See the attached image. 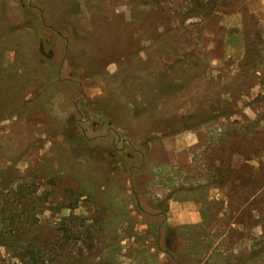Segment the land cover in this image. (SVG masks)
<instances>
[{
  "label": "rangeland",
  "instance_id": "1",
  "mask_svg": "<svg viewBox=\"0 0 264 264\" xmlns=\"http://www.w3.org/2000/svg\"><path fill=\"white\" fill-rule=\"evenodd\" d=\"M0 264H264V0H0Z\"/></svg>",
  "mask_w": 264,
  "mask_h": 264
},
{
  "label": "crops",
  "instance_id": "2",
  "mask_svg": "<svg viewBox=\"0 0 264 264\" xmlns=\"http://www.w3.org/2000/svg\"><path fill=\"white\" fill-rule=\"evenodd\" d=\"M174 197V196H173ZM169 201V207H195V204L193 202H184V201H178V200H173V198H170ZM174 204V205H173ZM173 205V206H172ZM176 205V206H175ZM196 220V219H195ZM196 224L198 221H195Z\"/></svg>",
  "mask_w": 264,
  "mask_h": 264
},
{
  "label": "trees",
  "instance_id": "3",
  "mask_svg": "<svg viewBox=\"0 0 264 264\" xmlns=\"http://www.w3.org/2000/svg\"><path fill=\"white\" fill-rule=\"evenodd\" d=\"M199 10H202V9H200V7L199 6H194V8H193V10L191 11V14L190 15H188V17H187V19H190V18H194V17H196V16H199Z\"/></svg>",
  "mask_w": 264,
  "mask_h": 264
}]
</instances>
